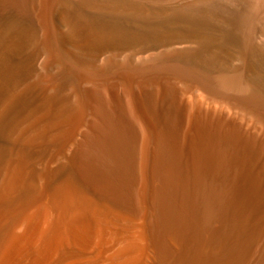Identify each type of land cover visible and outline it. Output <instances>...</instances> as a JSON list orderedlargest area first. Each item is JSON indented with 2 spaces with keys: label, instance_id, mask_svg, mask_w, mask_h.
<instances>
[{
  "label": "bare ground",
  "instance_id": "obj_1",
  "mask_svg": "<svg viewBox=\"0 0 264 264\" xmlns=\"http://www.w3.org/2000/svg\"><path fill=\"white\" fill-rule=\"evenodd\" d=\"M50 1L37 0L43 20H48L53 0L49 5ZM180 1L165 12L166 18L179 19V33L165 35V47L183 43L211 45L221 57L220 62L211 61L222 62L221 69L226 73L223 77L212 75V68L196 67L183 56L184 52L177 51L171 53L175 59L165 63L153 58L140 66L118 65L112 57L118 56L119 48L136 47L137 37L130 34L124 42L121 36V41L116 38L114 42L102 33L89 32L82 44H75L78 42L60 33V42L59 37L50 42L59 49L57 59L64 65L63 77L72 92L54 102L55 109L48 97L42 108L46 114L34 120L30 115L29 122L24 117L25 121L11 129L17 151L0 153V213L15 192L21 191L26 203L32 201L30 205L41 199L45 189L43 193L39 191V181L44 175L26 172L23 147L50 134L56 136L55 157L68 155L69 181H79L80 193L68 185V180L54 184L50 172L48 201L34 213H14L19 228L24 226L50 245L59 240V232L61 237L64 230L68 234L73 228L83 246L98 240L95 245H107V252L114 248L106 264H246L249 258L250 264H264V96L248 95L244 91L247 84L230 75L229 69L238 54L249 55L257 62L262 57L260 61L264 63V0ZM103 10L104 7L99 11ZM236 43H241V48ZM107 52L114 54L101 62L105 63L103 67L99 57ZM252 70L250 66L249 73ZM82 82L84 85L79 87ZM178 84H186L195 96L181 104V94L175 91ZM217 95L235 98L237 103L232 105L239 106L236 109L247 123H253L251 136L245 134L248 129L243 132L241 126L225 117L224 111L233 106L223 100L216 103ZM11 101L8 97L0 106V118L7 113L4 106ZM216 104L220 110H216ZM83 120V128L71 141L68 154L69 133ZM84 194H88L86 200ZM14 234L8 237L12 248L15 237H19ZM97 255L102 257L103 253L99 250Z\"/></svg>",
  "mask_w": 264,
  "mask_h": 264
},
{
  "label": "rangeland",
  "instance_id": "obj_2",
  "mask_svg": "<svg viewBox=\"0 0 264 264\" xmlns=\"http://www.w3.org/2000/svg\"><path fill=\"white\" fill-rule=\"evenodd\" d=\"M61 1H63V2H61ZM61 1L60 0H53L54 3L57 2L56 4H54L52 2V0L50 1L49 5L51 4V2H52V5L49 6L50 11H48V17H46L48 20H43V18H41L39 16V10L37 9V7H38L37 6V0H35V1L32 0L31 4H30L29 0H23V1L20 0V4H19L18 0H16V3L13 2L14 4L11 3L10 0H0V99H1L0 100V106H2L4 104V102H6V99L8 97H11L13 100V102L11 101L8 103L9 105L7 104L9 108L6 107L7 105L4 106L3 111H5L7 113L4 114V112H3L2 117L0 118V150L3 148L1 150L2 152L0 151V153L3 155L15 154L17 151V149H14L17 147L13 146L12 139L10 137L11 136L10 133L12 131L11 129L14 128L15 124L17 125V124L21 123L22 121H25L24 120L25 118H28V119H26V122L27 121L29 122V121L34 120L32 118H36L40 115L46 114L45 112H42L43 111L42 108H43L44 101H46L48 97H50V98H48L49 100H53L52 101V104H53L52 107H53V109H55V108H57L56 107L57 103L55 104L54 102H59L64 97L67 98L69 95H71L72 88H70V86L68 85V83L66 82V80L63 77L64 76V65H62L63 63H61V61L59 62V60L57 59V55H59V52H58L59 49L56 48L55 42H54V44L50 43V42L54 41L53 39L57 40V37H59L58 40L60 42V33L66 34L68 39L70 36L71 41L73 43L78 42L75 44H79V43L82 44L83 41L85 40V38L88 37L89 32H91V35L96 34V33H102L103 37L106 36V38H108V39L110 38L113 41L115 40L114 42H116L117 40L121 41L122 38H123L122 41L124 42L125 36L134 35L135 37H137V39H135V40H137L136 47L132 48L131 50L127 49L129 51L125 50L124 47H123V49H120L121 48L120 47L119 52L117 51L118 53H116V54H118V56H116V58H113L111 56L114 54L112 52L111 53L107 52V53L102 54L99 57L100 61L98 63H99V65H102L103 67H105V63H101V62H103V61L105 62L108 57H112V59H114V63H116L118 65H123L126 67L140 66V65L145 64L147 62H150L151 59H153V58H154L155 62L158 59V62L163 61L165 63L166 61L169 62L172 59H175V56H173V54H171V53L173 51H177V52H184L183 56L184 57L186 56L185 58H189L191 62H194L195 63L194 65L196 67L203 65L205 68L214 69V70L211 69L210 73L212 72L213 73L212 75L215 74L216 77L217 76L223 77V76H221L223 74L226 75V73L223 72V69H221L222 67L220 66L222 62L217 63V62L221 61V57L218 54H216L215 52H213V47L211 45L197 46L196 44L191 45L190 43H183V44H175V45L170 46V47H165L166 45H164L165 43H163L165 41V35H168V34L177 35L179 33L178 16L166 18L165 12H167L168 10H171V8H173V6L181 4L180 0H163V1H161V0H158V1L157 0H125V1L124 0H117V1L114 0L115 5L113 4V0H61ZM111 1H112V3H111ZM24 2H26V3H24ZM27 2H29V3L27 4ZM117 2L119 3V7L117 6V4H118ZM155 2H157V3H155ZM58 3H60V4H58ZM148 3H149V5H148ZM57 4H58V6H57ZM19 5H21V6H19ZM127 5H129V6H127ZM114 6H115V8H114ZM103 7H104L105 11L104 10H103V12L99 11L100 8H103ZM122 7H125V8H123V9H125V11H122ZM112 8H114V9H112ZM109 10H111V11H109ZM133 10H135V11H133ZM210 10H211V8H210ZM52 12H54V13H52ZM128 16L129 17L131 16V17L129 18ZM153 22H155V23H153ZM168 24H170V25L168 26ZM93 26H94V28H92ZM46 27H48L50 29H47ZM83 30H84V32H83ZM115 34H117V35H115ZM55 36H56V38H55ZM120 36L122 37L121 39H120ZM116 38H117V40H116ZM156 42L157 43L161 42V43H160V45H159V43L157 45ZM162 43H163V45H162ZM238 44L239 45H242V44L241 43L235 44V45H237L238 48H241V47H239ZM48 45H51V46H48ZM161 45L164 47H162ZM53 46L55 48H53ZM59 46H60V44H59ZM225 49L227 50V46L225 47ZM204 50H206V51H204ZM212 53H214V55ZM211 55H213L214 57ZM217 55H218V57H215ZM219 57H220V60H218ZM53 58H54V60H53ZM191 58L194 60H192ZM251 58H253V57H250L249 55L247 57H245V56H240L238 54V56L235 59H233L229 65V69L231 70L230 75H234L235 77L237 76L238 78H240L244 82V84H247V86H246L247 89L244 88V91L246 90L248 95H263L264 96V83L261 82V77L263 76L262 74H264V63H262V61H260V60H262V57L260 60H259L260 57L257 58L259 60L258 62L255 58L254 59L256 61L254 59L251 60ZM212 59L217 60V62L211 61ZM56 62L59 64V66ZM204 62H206V63H204ZM254 62H255L256 66L254 65ZM52 63H54V64H52ZM210 63H211V65H210ZM215 63L219 65L220 69H218L219 67ZM56 64H57V66H56ZM261 64L263 65V67ZM260 65H261V67H260ZM214 66H216V67H214ZM250 66H252L254 68V70H256V72L254 70H252L253 72L249 73ZM256 67L258 69H255ZM60 68H61V70H60ZM243 70H245V71H243ZM257 70H259L261 73L259 74V72H257ZM227 75H229V74H227ZM259 75H261V76H259ZM258 77H260V80H258L259 79ZM263 78H264V76L262 77V81H264ZM71 79L73 81V77H71ZM73 84H74V81H73ZM82 85H84L83 82H82L81 86L80 85H78V86L82 87ZM186 86H187L186 84L185 85L184 84H178L175 87V91L181 94L179 97V101H181V104H183V100H185L186 98L190 100L195 96L194 91H192V89L188 88V86H187V88H185ZM76 88L78 89V87H76ZM9 91L10 92L12 91V92L10 93ZM33 93H35V94H33ZM6 94H8V95L6 96ZM41 94H42V96H41ZM20 95H22V96H20ZM52 95H53V97H52ZM74 96H75V94H74ZM13 97H14V99H13ZM17 97L20 100H18ZM215 97H216V95H215ZM215 97H214V100L216 101V103H218L219 101H222V100L225 102L231 103V105H232V103H237L234 100L235 99L234 97H231V98H229V97L223 98L222 97V98H220L218 95H217V98H215ZM207 102H211V101L208 100ZM23 103H24V105H23ZM10 104L12 105V107ZM218 105L219 104H216L215 106H218ZM232 106H233L232 109H230L229 111H226V110L224 111L225 117L229 121L231 120L232 122H234L237 126H241L244 129L243 132L247 131V129H248L249 130V131H247L248 133L245 132V134H247V135L250 134L249 136H251L254 132L253 123H250V122L247 123L246 119L243 118V115L241 116L239 114V110L236 109V108H239V106H236V108H235V105H232ZM7 108H8V111L5 110ZM11 108L12 109L15 108V109L12 110ZM1 110H2V107H0V111ZM216 110H220L219 106L216 108ZM14 111L18 115H15ZM36 112H37V114H36ZM21 113H24V114L22 115ZM4 115H5V117L7 116L6 117L7 119L4 117ZM8 115H9V117H8ZM30 115H31L30 119H32V120L29 119ZM8 118H9V120H8ZM12 118H14V120ZM10 119H12V120H10ZM16 119H18V120H16ZM5 120H6V122H5ZM85 120H83L77 126H75L74 128L71 129V132L69 133L70 139L68 142V146L73 141H75L76 138H78L79 133L83 128V124H84ZM9 121H11V122L8 123ZM7 125H9V126L7 127ZM249 126H250V128H249ZM50 135L46 138L40 139L38 141H34V142L30 143L29 145L23 147V150H25V152H24L25 158L24 157L23 158H24V161L26 160L25 161L26 172L29 171V174L31 172H36L39 175H42V176L44 175V177H41V179L39 181V185H40L39 191L41 190L42 193H43L44 189H45V191H44L41 199L40 200L35 199L34 201H37V203L31 204V205H30V203L32 201H28L30 203H28V202L26 203V201H27V200H25L26 197H24V195L21 191H18V193L15 192L14 193L15 195L10 198L8 205L4 208L5 210L2 209V212L0 213V226H1L0 227L1 228L0 229L1 230V232H0V240H1L0 241V248H1L0 251L1 252H0V254H1L3 260H1L2 262L0 261V263H3V264H69L70 262H72L70 264H77L76 262L79 261V259H80L78 264H106V259L108 256H110L114 253V248L107 252V248H106L107 245H102L103 247L102 246L99 247L98 244L95 245L96 242L99 243L98 240H93V242H92L93 244L91 243L90 246H83L82 242L80 240H78L76 238V236L74 235L75 231H72L73 228H72V230H68V232H67L68 234H64L66 232L64 230L61 237H60L61 233L59 232L58 237H57V239H59V240H56L54 242L55 245L54 244L50 245L48 243V241H46V240L40 241L36 234L35 235L32 233L30 234L29 231H27L26 228H24L23 224L21 225V226H23L22 228L21 227L19 228V224L17 225L16 216H18L22 212L23 213L26 212L27 214L28 213L31 214V212L34 213L33 211L36 208H38L43 203L48 201L50 195L47 193H50L49 192L50 181H51L50 177L53 176L52 180H53L54 184H56V183L58 184V183L65 181V180L69 181L68 167H70V166L68 163V155L65 154V155H63L65 157H63V156H61L62 154H60V155L57 154L56 155L57 158L55 157V154L57 153V150L55 148L56 147L55 142H57L56 136H54L53 134H50ZM7 138H9V139H7ZM5 139H6V142H5ZM72 144L67 148L68 151H69V149L71 151ZM7 148H8V150H7ZM42 149H45V150H42ZM46 150H47V153H46ZM8 151H9V153H8ZM41 151H42V153H41ZM48 151H50L52 153H50ZM68 151H67V153L69 154L70 151L69 152ZM45 156H46V158H45ZM54 162H55V164H54ZM49 163H51V164L49 165ZM51 165H53V166H51ZM66 168H67V170H66ZM38 169H39V171H38ZM50 172L52 174H49ZM48 174L52 175V176L49 177ZM24 175L25 174L23 173V177H24ZM71 178H72V176L70 177V179ZM71 181H72V184H70V181H69L68 185H72V188L75 189V191H78V194H79L80 193V190H79L80 188H78L79 187L78 185L80 184L79 181H77L76 178H75V183H74L73 178L71 179ZM48 184H49V186H48ZM41 186H42V189H41ZM16 195H17V197L14 198ZM45 195H46V197H45ZM83 197H84L83 199L86 200L88 197V194H84ZM45 198H46V200H45ZM10 201H11V203H10ZM15 202H18V204ZM11 204H12V207L10 206ZM13 209H14V211H13ZM16 209H18V210H16ZM8 210H9V212H8ZM10 210H12V211H10ZM5 211H6V213H5ZM14 213L16 214V216ZM3 214H5V215H3ZM8 215H9V217H8ZM13 216H15V217H13ZM2 218H5V219H2ZM11 223H12V225H11ZM23 228H24V230H23ZM19 229H21V230H19ZM22 231H23V233H22ZM18 232H19V235L16 234ZM21 233H22V238H21ZM13 234H14L13 237H15L16 235L19 237H18V239H17V237H15L16 241L14 242V245H13L14 247L12 248L9 245V242H11L10 238ZM8 237H10V238H8ZM11 244H13V243L11 242ZM7 247H9L8 248L9 251L6 254V252H4V251H7V249H6ZM99 250H100V253H103L102 257H99V255H97ZM78 253H79V255H78ZM7 257H9V258H7ZM101 260H103V262H99ZM247 262H246V264H250V258L247 260Z\"/></svg>",
  "mask_w": 264,
  "mask_h": 264
}]
</instances>
